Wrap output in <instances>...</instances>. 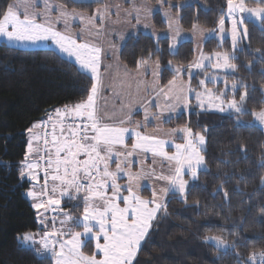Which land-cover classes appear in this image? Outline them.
<instances>
[{
	"label": "trees",
	"instance_id": "1",
	"mask_svg": "<svg viewBox=\"0 0 264 264\" xmlns=\"http://www.w3.org/2000/svg\"><path fill=\"white\" fill-rule=\"evenodd\" d=\"M53 1L84 14H92L97 6ZM166 1L184 31H214L227 8V0H199L180 8L175 5L186 0ZM11 2L0 0V10ZM247 5L256 6V1L247 0ZM151 21L156 30L165 29L158 13ZM245 25L248 36L236 51V59L230 61L236 65V72L227 79L243 86L249 111L230 116L189 109L166 124L186 125L194 134L204 135L205 169L182 199L167 196L164 203L168 214H159L155 230L143 243L134 264H249L252 252L264 251V136L251 123V113L264 108V57L256 51L264 52V26L246 20ZM201 51L231 54L228 40L219 45L211 37L204 41ZM193 56L190 42L178 44L171 52L168 39L136 33L123 43L119 61L131 72L141 66L137 67L138 61L159 62V85L165 87L174 76L170 67L174 64L186 71ZM195 77L196 73L192 74L190 85L196 84ZM90 83L85 74L50 49L19 50L0 43V264H50L17 244L19 235L38 229L33 209L22 195L28 183H21L18 177V165L26 150L25 130L47 113L86 98ZM208 237L223 238L236 247L217 249Z\"/></svg>",
	"mask_w": 264,
	"mask_h": 264
},
{
	"label": "snow or ice",
	"instance_id": "2",
	"mask_svg": "<svg viewBox=\"0 0 264 264\" xmlns=\"http://www.w3.org/2000/svg\"><path fill=\"white\" fill-rule=\"evenodd\" d=\"M116 7L119 8V5ZM53 11L57 13L55 19H52ZM133 11L139 24L141 9L133 4V10L128 11L127 15L132 17ZM109 15V6H105L103 10L97 9L93 15L85 17L81 13H69L66 4L53 3L52 0H20L15 4H7L0 10V37H5L9 42L31 45L50 40L62 55L74 58L75 65H78L77 71L87 75L91 82L90 89L86 90V98L47 113L46 120L34 122L25 130L28 141L24 157L18 165V173L20 179L27 178L33 183V188L27 192V196L33 200L32 207L37 210L38 222L45 230L40 234L39 241L35 239V233H24L18 239L29 245V250L38 260H49L50 264H134L143 243L155 230L160 218L158 214H168L166 204L160 200L155 190L152 191L150 199L142 197L134 190V182L141 178V173H133L131 168L137 163L136 158L140 153L145 157L150 153L154 163L157 157L169 162L170 174L155 177L166 182L167 187L160 190L164 194L170 191L184 194L189 183L183 179L185 171L195 182L198 180V169L204 166L201 149L206 143L205 137L199 133L194 134L191 128L173 130L174 133H183L184 142L175 143V152L171 154L165 150L169 141L137 130L146 128L153 118L160 119L163 109L158 114L154 113L151 118L145 109L143 124L132 120L131 106L126 119H119L118 122H112L111 117L101 113L98 106V98L103 87L100 68L102 57L106 53L95 43L78 42L76 38L58 30L56 25L63 22L67 28L71 18H78L82 23L86 21L88 30L91 31L96 26L97 19L103 24ZM227 15L232 18L231 38L235 49L241 26L243 37L248 36L246 17H255L261 26H264V0H256L255 7H248L247 0H227ZM219 24L223 39V16ZM99 32L100 29L97 28V34ZM152 35L155 36L156 33ZM171 38L173 40L171 47L175 48L176 36ZM120 39L125 38L121 36ZM256 51L264 57V52L260 49ZM214 55L216 62L211 67L235 71L236 65L230 63L236 59L235 55L230 56L228 53ZM203 59L211 60V57L202 56ZM144 63L143 60L138 61L137 67ZM189 67L203 69L205 65L198 62ZM172 70L176 75L168 81L167 90L160 88L157 95H162L166 102L173 99L177 102L183 100L184 106L187 107L190 100L185 96L184 85H176V76L182 69ZM189 75L191 76V73ZM215 79L218 78L213 77L212 81L215 82ZM200 85L204 87V93L195 92L199 107H204L206 96L208 103L220 112L226 110H232L237 114L245 112L240 102L245 100L247 92L240 95V102L235 98L227 101L225 108L227 92L215 95L212 89L205 86L204 80L200 81ZM237 87L238 85L233 83L231 90L235 92ZM193 91L190 86L187 88L188 93ZM154 106L160 108L158 103ZM252 115L264 125V108L253 112ZM132 123H135V128L127 126ZM133 136L135 139L129 149L127 140ZM112 164H115V170H112ZM152 171L154 173L155 170ZM121 175L127 176V184L118 183ZM36 185H39V191H36ZM125 192L127 195H124ZM224 195L227 198V192ZM64 198L82 201V219L73 217L60 208ZM49 211L63 217L59 221L61 227L57 228V216H52L50 231L49 218L46 215ZM69 222L76 226L82 225L83 232L72 231L70 227L66 229L65 226L69 225ZM64 236L69 238L62 239ZM206 239L214 241L217 249L227 250L236 247L235 243L228 244L220 237ZM89 240L95 241V251L91 255L85 254L82 250ZM37 244L39 247H36ZM257 256L259 264H264V251L258 254L252 252L248 257L249 264H257Z\"/></svg>",
	"mask_w": 264,
	"mask_h": 264
},
{
	"label": "rangeland",
	"instance_id": "3",
	"mask_svg": "<svg viewBox=\"0 0 264 264\" xmlns=\"http://www.w3.org/2000/svg\"><path fill=\"white\" fill-rule=\"evenodd\" d=\"M18 2H20V0H12L10 4H15ZM52 2L57 3L53 0ZM198 2L199 0H186L185 2L178 3L176 5H180V7H183L185 5H190ZM76 3H97V6L93 10L92 14H84L81 12L74 11L72 9L71 10L67 9L69 13L71 12L81 13L85 17L93 15L97 9L103 10L105 6H109L110 15L106 18L103 24H101L99 19H97L95 22L96 26L93 27L91 31L88 30L87 22L85 21L82 23L78 18H71L70 24L67 28H65L63 22L56 25V27L61 32H64L65 34L71 35L73 38H76L78 42L89 41L97 44L98 46L102 47L104 52L106 53V55L102 57V64L100 68L103 87L101 89V93L98 98V106L102 114H105L106 116L112 118V122H118L119 119H126L127 113L130 110L129 106H131V111L133 110L132 113L135 110H138L137 112L133 113L132 120L139 121L143 124L145 122L144 121L145 110L140 111L139 109L142 106L145 107L149 103V101H152L153 103L150 104L149 109H147L149 117L151 118L154 113L157 114L160 113L161 109H163L162 116H160V119H154V118L151 119V122L148 123L146 128H139L137 130L145 134L156 135L160 139L169 141V143L165 146V150L171 154L175 152V148H174L175 143L184 142V140L182 139L183 133H174L173 130L185 128L186 125L170 127L167 126L166 124L169 123L170 120L175 119L180 114L182 115L187 114L189 109L190 110L197 109V111L199 112L217 113V114L230 115V116L238 115L232 110H226L224 112L218 111L214 106L208 103L206 96L204 97L205 99L204 107L201 108L198 106L199 102L195 99V92H200L202 94L204 93V87L200 85L201 80L205 81V86L207 88L212 89L215 95H220V93L227 92V96L225 98V108H227V101H230L233 98H235L237 102H240V95L244 94V92L241 90L243 86L240 84V82L236 83L235 81H233L228 83L227 77L234 75L236 69L235 71H225L223 69H215L211 67V65L215 64L216 62V56L214 54L225 53V52L216 51L210 54L202 53L201 49L203 45L202 42H203L204 30L199 28H193L192 30L189 31L182 30L178 24V16L170 11L169 8L170 5L167 6L166 0H100V2H96V0H77ZM133 4L137 8L141 9L139 14V19H140L139 24L135 19L136 13L134 11L132 17H129L127 15L128 11L133 10ZM117 5H119V8L116 7ZM248 7H255V6H248ZM41 9H42V3H41ZM20 11L22 12L23 8H21ZM155 13L159 14L161 21L165 24L164 30H156L152 26L151 19L153 14ZM56 16L57 13L53 11L52 19H55ZM223 18H224V25H223L224 32L222 34L223 39L221 38L220 24L214 31L209 33L212 34L211 38L215 39L219 45L223 41L228 40V44L231 48V54L229 55L230 56L235 55L236 51L240 50L243 47L242 43L244 41V37L242 36L241 33L239 34L237 46L235 49H233L232 38H231L232 18L227 15V12H225ZM245 20L260 26V23L256 20L255 17L248 16L246 17ZM98 24L100 25V27ZM145 25H147V27H145ZM97 28L100 29L99 34H97ZM136 33H143L149 35L153 39H159V38L168 39L169 49L171 52H173L176 49L177 45L182 42H190L192 44L194 56H193V61L190 65L196 64L198 62H203L205 67L203 69L187 67L186 71L185 68L176 66L174 64L170 67V71L174 75L176 74L173 72L172 70L173 68L182 69L181 73L176 76V85L177 86H179L180 84L184 85L185 96H187L190 100V103L188 104L187 107L184 106L183 100L177 102L175 99H173L169 102H166L162 95L161 96L157 95L160 89L158 83V79L160 76V70H159L160 67L157 68L156 63L151 64L150 66L148 65L146 67H142L140 70H136L134 75H131V77H129L130 75L129 76L124 75L123 72L120 71L119 52L121 50V47L123 43L129 39V37L134 36ZM152 33H156V35L153 36ZM121 36H123L125 39L121 40L120 39ZM173 36H176L175 48L171 47V45L173 44V40L171 37ZM0 43H4L9 47L19 50L50 49L55 53H57V55H59L60 58L65 59L71 64H73L76 70L78 68V65H75L74 58H70L66 55H62L55 46V44L50 40L40 42L36 45H31V44H20L15 42H9L5 37H0ZM202 56L211 57V60L208 59L202 60ZM153 73H157V74L153 75ZM184 73L185 75L183 76ZM189 73H191V76L192 74L196 73V77H195L196 84L190 85L189 81L191 79V76L189 75ZM107 75L111 76L110 77L111 79L108 81L105 80V77ZM113 75H117V76L112 77ZM213 77H217L218 79H215V82H213L212 81ZM225 80L227 81V84H225ZM233 83H236L238 85L235 92L231 90V86ZM189 86L194 90L193 93L187 92V88ZM237 93L239 95H237ZM261 94L264 99V89L261 90ZM157 103L160 105V108L154 106V104ZM166 103L168 106H166ZM240 103L241 106L245 109V112H248L249 110L246 105V98L243 102ZM254 112H258V111H254ZM252 113H251V119H252L251 123L254 126L258 127L262 131L264 136V125H261L252 115ZM127 126L131 128L136 127L135 123H132ZM134 139L135 138L133 136L127 140L129 149L131 148V143L134 142ZM203 150H204V145L201 149V155ZM136 159H137V163L135 164V166L131 168V171L133 173H141V178L138 181L134 182V190L137 192V194L141 195L146 199H150L152 197V191L155 190L160 200H162L163 202L165 201V199L169 194L177 195L181 199L184 197L185 193L181 194L179 192L170 191L167 194H164L161 193L160 191L161 189L167 187V184L165 181L157 180L155 177L160 174H164V175L170 174L168 161L161 160V158L157 157L154 163L150 153L147 155V157H145L143 153H140ZM111 168L112 170H115V164H112ZM153 169L155 170L154 173L152 171ZM204 169H205V165L202 168L198 169V173ZM183 179L189 182L187 188L194 183L191 179V176L187 173V171H185V174L183 175ZM19 181L22 183L25 181V178L23 180L19 178ZM41 183H43V174H41ZM118 183H120L121 185L127 184L128 183L127 176L121 175V178L118 180ZM49 187H51V182L49 183ZM32 188H33V183L31 182L28 184L27 188L22 190V195L29 202L31 208L33 209L35 215V221L38 226L37 231L29 232V233H35L36 234L35 239L39 241L40 234L45 229L38 222L37 210L32 207L33 200L27 196V192ZM36 191H39V185H36ZM124 195H127V192H125ZM64 204H68L69 207L64 208L63 206H61L60 208L70 213L73 217H79L82 219L83 203L81 200H68L67 198H64L62 199L61 205ZM121 206L123 205L121 204ZM46 215L49 218V228H48L49 231L51 230V218L53 215L57 216L56 227L57 228L61 227L59 223L60 219H63L61 215H59L58 213H50V211ZM68 227H70L72 231L83 232L82 225L76 226L75 224L69 222V225H66L65 228L67 229ZM22 236L23 234L19 235L18 237H22ZM18 237H17V244L21 247L29 249V245L22 243L21 240L18 239ZM68 238H69L68 236L62 237V239H68ZM208 241L210 244L216 247L214 241L212 240H208ZM101 242L103 241L101 240ZM36 247H39V244H37ZM82 250L84 251L85 254L91 255L93 251H95V241L94 240L87 241ZM220 250H225V249L220 248ZM98 258H99V254H98ZM257 264H259V256H257Z\"/></svg>",
	"mask_w": 264,
	"mask_h": 264
},
{
	"label": "crops",
	"instance_id": "4",
	"mask_svg": "<svg viewBox=\"0 0 264 264\" xmlns=\"http://www.w3.org/2000/svg\"><path fill=\"white\" fill-rule=\"evenodd\" d=\"M99 25V24H98ZM99 27H100V25H99ZM204 35H203V42L202 43H204V41L208 38V37H211L212 36V34H210L209 32H207V31H205L204 30ZM119 63V62H118ZM147 64V65H146ZM151 64H155V63H153V62H151V63H149V62H145L144 64H141V66H140V68L139 69H136V70H140L142 67H146V66H150ZM119 67H120V71L121 72H123V74L124 75H130L129 77H131V75H134V73H135V71L133 72V73H131V72H129V71H127L126 69H125V67L123 66V65H121L120 63H119ZM160 70V69H159ZM117 75H113L112 77H116ZM111 76H109V75H107L106 77H105V80L106 81H108V80H110L111 78H110ZM180 77V76H179ZM158 83H159V79H158ZM159 87L160 88H164V89H167V87H168V84L165 86V87H161L160 85H159ZM152 102V101H151ZM149 107H150V103H148L145 107L144 106H142L139 110L140 111H143V110H145V109H149ZM61 108H63V107H61ZM54 111V110H53ZM133 111V110H132ZM138 110H135L133 113H135V112H137ZM47 119V115H45L40 121H42V120H46ZM25 136H26V145H27V141H28V134L25 132ZM26 151V150H25ZM18 176H19V173H18ZM25 181L29 184V183H31L27 178H25Z\"/></svg>",
	"mask_w": 264,
	"mask_h": 264
},
{
	"label": "water",
	"instance_id": "5",
	"mask_svg": "<svg viewBox=\"0 0 264 264\" xmlns=\"http://www.w3.org/2000/svg\"><path fill=\"white\" fill-rule=\"evenodd\" d=\"M226 10H227V8H226ZM242 27H243V26H241V28H240V33H241V34H242ZM242 36H243V35H242ZM60 207H61V205H60ZM50 213H53V212L50 211Z\"/></svg>",
	"mask_w": 264,
	"mask_h": 264
},
{
	"label": "built area",
	"instance_id": "6",
	"mask_svg": "<svg viewBox=\"0 0 264 264\" xmlns=\"http://www.w3.org/2000/svg\"><path fill=\"white\" fill-rule=\"evenodd\" d=\"M41 174H43V173H41Z\"/></svg>",
	"mask_w": 264,
	"mask_h": 264
}]
</instances>
